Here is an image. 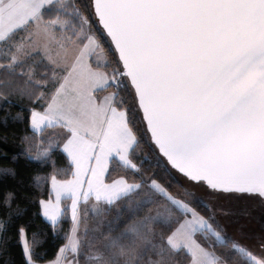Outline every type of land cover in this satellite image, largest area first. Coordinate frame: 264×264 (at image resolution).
<instances>
[{
    "label": "snow or ice",
    "instance_id": "1",
    "mask_svg": "<svg viewBox=\"0 0 264 264\" xmlns=\"http://www.w3.org/2000/svg\"><path fill=\"white\" fill-rule=\"evenodd\" d=\"M93 16L110 38L107 52ZM5 88L43 108L31 111L33 135L24 139L36 155L29 158L49 157L62 143L75 169L70 179L53 174L49 199L39 201L53 229L71 213L51 264H80L82 256L85 264H228L217 248L244 264H264L223 234L200 195L206 189L264 203V0H0ZM140 124L191 182L182 198L141 174L152 161L135 162ZM55 128L64 132L45 140V130ZM110 164L140 175L139 182L121 176L105 184ZM140 192L122 229L117 216L106 235L99 228L91 239L79 235L81 197L112 205ZM63 199L70 205L61 207ZM19 242L25 264H36L35 234L30 242L21 227Z\"/></svg>",
    "mask_w": 264,
    "mask_h": 264
},
{
    "label": "trees",
    "instance_id": "2",
    "mask_svg": "<svg viewBox=\"0 0 264 264\" xmlns=\"http://www.w3.org/2000/svg\"><path fill=\"white\" fill-rule=\"evenodd\" d=\"M77 2L81 6L88 4L87 0H77ZM85 14H89L87 9ZM91 22L97 36L103 37L102 45L107 52L110 47L108 39L94 16L91 17ZM0 91L5 93L3 97H0V223L3 224L0 229V264H25L19 242L21 227L26 229L30 242L33 234L36 236L34 253L35 256L40 257L36 259V262H46L53 259L66 243L65 237L71 228L72 221L68 213L53 229L40 214L39 201L50 196V177L53 174L66 173L67 175L58 174L57 179H68L71 176L72 166L60 146L53 149L49 157H43L40 160L29 158L30 155H36L35 150L31 154L26 152L28 144L24 139L26 136L32 137L33 135L30 127L31 110L42 107L39 103L30 100L28 96L19 95L11 88L0 89ZM126 99L129 100V104L132 103L129 97ZM137 123L139 124V119ZM139 126L144 142L140 145L138 159L135 162L140 164V161L146 157L152 163L142 165L154 166V171L160 172L162 176L160 180L168 188L181 189L182 186L161 165L163 158L150 142L144 125ZM49 133L45 130L42 134L45 140ZM40 141L41 135L38 134L34 143L39 144ZM157 163L159 167L156 166ZM121 176H127L130 182L140 180L139 175L133 176L126 173L115 164L109 165L104 180L110 182ZM37 178H39V183H37ZM9 196H11L10 205L6 203ZM62 204L63 207L67 206L66 200ZM242 263L244 264L243 261Z\"/></svg>",
    "mask_w": 264,
    "mask_h": 264
},
{
    "label": "rangeland",
    "instance_id": "3",
    "mask_svg": "<svg viewBox=\"0 0 264 264\" xmlns=\"http://www.w3.org/2000/svg\"><path fill=\"white\" fill-rule=\"evenodd\" d=\"M161 165L164 166L174 180L182 186L181 189L176 190L175 188H168L166 184L160 180L162 177L160 172L154 171V166L150 164L149 166L141 165V174L144 178L149 180L156 179L159 183L164 185L170 193L182 198L185 188L188 187L191 182L174 172L163 159H161ZM142 195L143 192H140L139 195H137V193H132L131 199L125 197L113 205H102L101 203H94V201L81 204L79 206V216L81 220L79 235L85 240L91 239L93 236H98L99 233L96 231L98 228L100 232H104L106 235L107 231L104 226L107 225L108 222L115 220L117 216L120 217L119 228L122 229L129 220L130 207H133L134 202ZM200 195L208 206L215 211L216 219L218 221L220 220L219 223L224 229L223 234L239 241L242 245L244 242L249 244L251 246L250 248L245 247L258 258L264 259V251L259 247L260 244L264 245V203L258 199L250 198L247 195L226 193L213 194L210 190L206 189H201ZM70 203L68 204L70 205ZM94 208L101 210L99 215H96L92 211ZM197 211H199L201 215H207V212L203 208H197ZM141 215H143V213H141ZM85 228L88 230L87 235H85L84 232ZM96 247H100L99 241H97ZM205 247H207V245H205ZM215 250L218 253L225 254V259H227L228 264H243L239 256H229L227 250L223 248H217ZM83 251L86 253L87 248H84ZM36 264L42 263L36 262ZM80 264H85L83 256L81 257Z\"/></svg>",
    "mask_w": 264,
    "mask_h": 264
},
{
    "label": "crops",
    "instance_id": "4",
    "mask_svg": "<svg viewBox=\"0 0 264 264\" xmlns=\"http://www.w3.org/2000/svg\"><path fill=\"white\" fill-rule=\"evenodd\" d=\"M109 92L110 91H112L111 89H109L108 90ZM107 93H100V96H103V95H106ZM33 110V109H32ZM31 110V111H32ZM36 111H40V112H42L43 111V108H41V109H35ZM48 132H50V133H53V132H55V133H63L64 132V130L63 129H60V128H55V129H46ZM60 148H61V150H62V143H61V145H60ZM66 155V154H65ZM67 156V155H66ZM68 158V157H67ZM68 160H69V158H68ZM70 162V161H69ZM72 166V165H71ZM94 166V165H93ZM75 169H74V166H72V171H74ZM90 175V174H89ZM105 175H106V173H104L103 174V176H102V179H103V182L105 183V184H110L113 180H115V179H118L119 177H116V178H114L113 180H111L110 182H106L105 180H104V177H105ZM71 178V176L68 178V179H70ZM58 180H61V179H58ZM63 180V179H62ZM84 190H87V185H85V189ZM50 193H51V180H50ZM49 199V197L47 198V199H43V200H48ZM123 199V198H122ZM121 199V200H122ZM64 200H67V205H69L68 203H70L71 201L70 200H68V199H63L62 200V203H63V201ZM88 201H94V203H98L96 200H95V196H94V194L92 195V196H90V198H89V200ZM120 200H118V201H116L115 203H117V202H119ZM61 203V207H63V204ZM99 203H101L102 205H107V203H105V202H103V201H101V202H99ZM115 203H113V204H115ZM81 204H85L84 203V201H83V198L81 197V200H80V203H79V206L81 205ZM112 204V205H113ZM70 213V212H69ZM56 256H57V254H56ZM56 256L53 258V259H51V260H49V261H46V262H42V264H50L52 261H54L55 260V258H56Z\"/></svg>",
    "mask_w": 264,
    "mask_h": 264
},
{
    "label": "water",
    "instance_id": "5",
    "mask_svg": "<svg viewBox=\"0 0 264 264\" xmlns=\"http://www.w3.org/2000/svg\"><path fill=\"white\" fill-rule=\"evenodd\" d=\"M97 24H98V26L101 28V30H102V32H103V29H102V26H100L99 25V22H98V20H97ZM103 34L106 36V34L103 32ZM106 38L108 39V41H109V43H110V38L109 37H107L106 36ZM144 127L146 128V126L144 125ZM147 135H148V137H149V140H150V134H148L147 133ZM153 144V146L155 147V149H156V151L159 153V149H158V147L154 144V143H152ZM159 155H161L162 156V158L166 161V158L165 157H163V155L162 154H160L159 153ZM166 163H167V161H166ZM168 164V163H167ZM169 165V164H168ZM169 167L170 168H172L170 165H169ZM173 170H175L177 173H179V174H181V175H183L182 173H180L178 170H176V169H174V168H172ZM184 176V175H183ZM185 177V176H184ZM187 178V177H186Z\"/></svg>",
    "mask_w": 264,
    "mask_h": 264
},
{
    "label": "flooded vegetation",
    "instance_id": "6",
    "mask_svg": "<svg viewBox=\"0 0 264 264\" xmlns=\"http://www.w3.org/2000/svg\"><path fill=\"white\" fill-rule=\"evenodd\" d=\"M243 245L246 246L247 248L251 247L249 244H247V243H245V242H244ZM259 247L262 248L263 251H264V245L260 244Z\"/></svg>",
    "mask_w": 264,
    "mask_h": 264
},
{
    "label": "built area",
    "instance_id": "7",
    "mask_svg": "<svg viewBox=\"0 0 264 264\" xmlns=\"http://www.w3.org/2000/svg\"><path fill=\"white\" fill-rule=\"evenodd\" d=\"M113 90V89H112Z\"/></svg>",
    "mask_w": 264,
    "mask_h": 264
}]
</instances>
